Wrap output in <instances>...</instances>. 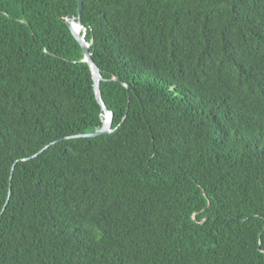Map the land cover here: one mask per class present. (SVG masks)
<instances>
[{
  "label": "trees",
  "instance_id": "16d2710c",
  "mask_svg": "<svg viewBox=\"0 0 264 264\" xmlns=\"http://www.w3.org/2000/svg\"><path fill=\"white\" fill-rule=\"evenodd\" d=\"M77 14L0 0V264H264V0H84L65 139Z\"/></svg>",
  "mask_w": 264,
  "mask_h": 264
},
{
  "label": "water",
  "instance_id": "95a60500",
  "mask_svg": "<svg viewBox=\"0 0 264 264\" xmlns=\"http://www.w3.org/2000/svg\"><path fill=\"white\" fill-rule=\"evenodd\" d=\"M77 3H78V14L71 19H67V24L70 27L74 37L79 42V44L81 45V47L84 51V61L90 65V68H91L92 74H93V79H94V89H95L96 97H97V100L99 101V103L102 105V108L104 110V115H103V125L100 129L95 130L94 132H91V133H87V134L66 137L65 139L79 138V137L94 138V137L109 134L113 131L112 125H113V121H114V113L111 110L107 109L104 102H103V99L101 96V87H100V83L103 80V77L101 75V71H100L99 67L96 65V63L94 62V60L92 58V53L90 51V44L86 40V32H85L86 26L84 25L83 20H82L84 0H77ZM73 23H79L81 25V28H82L81 33H75L74 32ZM116 80L121 81L120 79H117V78H116ZM106 113H108V115H109V123H107V121L104 119V116ZM47 148H48V146L44 147L40 152L44 151ZM37 155L38 154H36L30 158H33ZM12 169L14 170V166Z\"/></svg>",
  "mask_w": 264,
  "mask_h": 264
},
{
  "label": "bare ground",
  "instance_id": "6f19581e",
  "mask_svg": "<svg viewBox=\"0 0 264 264\" xmlns=\"http://www.w3.org/2000/svg\"><path fill=\"white\" fill-rule=\"evenodd\" d=\"M73 30L75 33H81L82 31L81 25L79 23H73ZM104 119L107 121V123H109L108 113L105 114Z\"/></svg>",
  "mask_w": 264,
  "mask_h": 264
}]
</instances>
